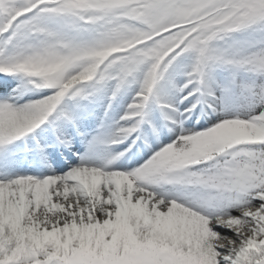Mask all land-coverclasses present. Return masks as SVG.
<instances>
[{
  "label": "snow or ice",
  "instance_id": "1",
  "mask_svg": "<svg viewBox=\"0 0 264 264\" xmlns=\"http://www.w3.org/2000/svg\"><path fill=\"white\" fill-rule=\"evenodd\" d=\"M0 264H264V0H0Z\"/></svg>",
  "mask_w": 264,
  "mask_h": 264
}]
</instances>
